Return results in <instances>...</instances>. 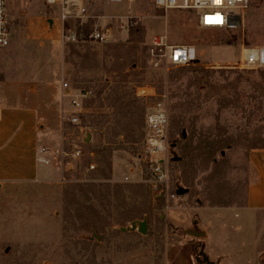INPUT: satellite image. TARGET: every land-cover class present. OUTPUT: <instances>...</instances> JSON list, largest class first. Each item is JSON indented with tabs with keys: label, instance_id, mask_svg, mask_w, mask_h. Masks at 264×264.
Wrapping results in <instances>:
<instances>
[{
	"label": "rangeland",
	"instance_id": "rangeland-1",
	"mask_svg": "<svg viewBox=\"0 0 264 264\" xmlns=\"http://www.w3.org/2000/svg\"><path fill=\"white\" fill-rule=\"evenodd\" d=\"M87 9L72 21H84L85 32L114 16L132 15L135 24L108 43H70L56 8L43 0L9 5L0 78H21L40 93L45 123L58 133L43 145L59 150L50 165L60 176L56 186L0 185V264H202L201 242L178 239L179 206L243 201L248 151L264 147V68L233 64L243 46H264V0L250 1L232 30L200 28L193 11L162 10L152 0H99ZM155 36L195 46L198 61L173 67L152 59ZM64 82L82 108L77 125L68 121L74 107ZM141 87L151 95L138 96ZM158 103L167 146L157 164L146 116Z\"/></svg>",
	"mask_w": 264,
	"mask_h": 264
},
{
	"label": "crops",
	"instance_id": "crops-1",
	"mask_svg": "<svg viewBox=\"0 0 264 264\" xmlns=\"http://www.w3.org/2000/svg\"><path fill=\"white\" fill-rule=\"evenodd\" d=\"M11 90H17L20 97L10 94ZM44 117L42 98L35 86L21 78L13 82L0 78V185L59 184L60 171L36 161L38 147L54 143L58 134L47 127ZM247 162L241 203L179 206L177 219L184 223L181 230L185 236L178 239L201 242L206 253L202 264H264V147L250 149Z\"/></svg>",
	"mask_w": 264,
	"mask_h": 264
},
{
	"label": "built area",
	"instance_id": "built-area-1",
	"mask_svg": "<svg viewBox=\"0 0 264 264\" xmlns=\"http://www.w3.org/2000/svg\"><path fill=\"white\" fill-rule=\"evenodd\" d=\"M47 6L57 9V19L60 23L61 38L65 42L82 43L93 41L98 43L110 42L116 32L127 31L135 22L132 15L114 16L116 22H98L94 24V28L89 32H85L82 25L72 23L74 19L83 20L87 16V3L99 0H43ZM107 3L119 4L122 2L134 3L135 0H102ZM252 0H152L156 8L162 10L183 9L194 12L196 24L200 28L232 30L240 26L241 11L246 8ZM12 0H0V49L6 47L10 43L11 31L9 27L8 11ZM96 19L104 21L107 16H95ZM112 18V16L110 17ZM152 47L150 49L152 59L157 57L163 59L166 64L173 67H184L198 61L197 50L195 46L189 44L167 45L164 37L155 36L152 39ZM233 66L244 69L264 68V46L261 45H245L241 48L239 60ZM63 87L67 88V94L71 97L70 104L74 109L70 112L68 121L72 124H79L78 114L81 111L78 96L71 92L68 83L64 82ZM138 89L137 95L146 97L151 95L149 91ZM158 107H154L146 116V126L150 131V135L146 138V144L150 151V160L158 164L161 157L156 158L155 154L161 155L166 151L167 135H166V114L161 103ZM81 129V127H80ZM57 151H52L46 145H40L36 152V161L39 164H51V158ZM81 149L76 146L72 157L78 158L81 155ZM154 154V155H153ZM95 165L91 163L90 169H94ZM157 176L162 177L159 173V167L154 170ZM201 255L198 253L197 257ZM205 261V259H204Z\"/></svg>",
	"mask_w": 264,
	"mask_h": 264
},
{
	"label": "water",
	"instance_id": "water-1",
	"mask_svg": "<svg viewBox=\"0 0 264 264\" xmlns=\"http://www.w3.org/2000/svg\"><path fill=\"white\" fill-rule=\"evenodd\" d=\"M184 134V133H183ZM177 193L178 194H182V193H184V190L183 189H178V191H177ZM143 225V224H142ZM190 234H192V235H195V233H193V232H189Z\"/></svg>",
	"mask_w": 264,
	"mask_h": 264
},
{
	"label": "trees",
	"instance_id": "trees-1",
	"mask_svg": "<svg viewBox=\"0 0 264 264\" xmlns=\"http://www.w3.org/2000/svg\"><path fill=\"white\" fill-rule=\"evenodd\" d=\"M263 90V89H262ZM183 136V133H182ZM211 206H228L229 204H210Z\"/></svg>",
	"mask_w": 264,
	"mask_h": 264
}]
</instances>
